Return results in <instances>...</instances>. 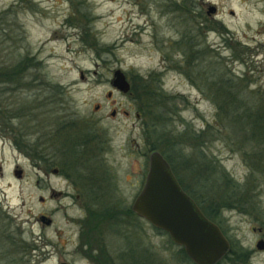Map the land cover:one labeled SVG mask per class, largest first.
<instances>
[{
	"label": "rangeland",
	"instance_id": "obj_1",
	"mask_svg": "<svg viewBox=\"0 0 264 264\" xmlns=\"http://www.w3.org/2000/svg\"><path fill=\"white\" fill-rule=\"evenodd\" d=\"M116 70L174 96V107L158 105L162 118L141 111L111 85ZM64 125L96 141L71 154L53 138ZM261 127L264 0H0V264H95L78 237L87 214L50 199L49 188L75 194L77 174L103 173L104 188L129 208L152 151L164 152L202 206L215 201L216 224L248 252L246 264H264ZM61 155L72 168L66 177L48 171ZM216 170L240 185L245 207L224 208ZM117 222L99 241L124 254L119 262L193 264L131 208ZM106 253L96 264H110Z\"/></svg>",
	"mask_w": 264,
	"mask_h": 264
},
{
	"label": "water",
	"instance_id": "obj_2",
	"mask_svg": "<svg viewBox=\"0 0 264 264\" xmlns=\"http://www.w3.org/2000/svg\"><path fill=\"white\" fill-rule=\"evenodd\" d=\"M111 85L122 93L130 90V83L120 70L113 72ZM16 174L19 177L21 172L16 171ZM131 210L154 228L165 232L193 264H217L230 249V242L219 226L208 219L181 188L169 163L158 151H152L148 156L145 180ZM40 220L50 223L45 216ZM256 248L264 251L263 239L256 243Z\"/></svg>",
	"mask_w": 264,
	"mask_h": 264
},
{
	"label": "flooded vegetation",
	"instance_id": "obj_3",
	"mask_svg": "<svg viewBox=\"0 0 264 264\" xmlns=\"http://www.w3.org/2000/svg\"><path fill=\"white\" fill-rule=\"evenodd\" d=\"M97 108L99 109L98 106ZM114 114L115 111H113L111 115ZM125 114L127 115L128 113L125 112ZM83 130L86 131L85 129ZM57 132H58V137H57ZM53 138H56V140L58 141V146L60 148L70 152L71 154H74V152L80 153L84 148H86L87 144L96 141V137L94 136L93 133H87V132L84 133L82 130L78 131L77 128L69 125H64L61 127L59 126L56 129V133H54ZM103 143L105 142L102 141V144L99 145L101 149L103 148V146L106 147L108 145V143L107 144H103ZM138 147L139 146L137 145V148ZM61 157L62 158H59L56 161V165H55L56 167L49 168L48 170L49 174L64 175L66 177L67 176L66 173H68V170L70 171L72 169L71 165L68 164V162L66 161V157L63 155H61ZM96 175L97 176H92L87 173L77 174L75 181L76 187L74 186L73 188L75 194H73V192L71 193V192L55 191L49 188L50 199L59 200L61 198L62 199L68 198L69 200H73L75 203L77 202L79 204L80 209L85 211V215L87 214L86 218L84 217L82 219H79L78 223L76 222L80 230L78 237H80L81 241H83L81 242L82 244H80L81 247L87 249L88 250L87 255L91 256V257L88 256L87 257L92 259L95 264L97 263L96 261H98L97 259L98 257L106 259L105 253L107 248L106 246H104L105 245L103 240L104 236L109 235L110 234L109 232L113 234L112 228L115 226V223L120 225V222L117 221L124 220V217L127 216L131 208V207L129 208L125 207L124 205L125 197H121L118 195L115 196L113 190H112L113 191V196H112L110 188H104L105 185L102 183V181H104L103 173L102 174L96 173ZM94 179H97L96 181L98 182H94L93 181ZM111 189L113 188L111 187ZM92 202H97L99 204L101 203L102 207L100 208V210L95 212V210L93 209L94 207L91 206ZM84 203H86L85 207L83 206ZM113 203L115 204L118 203L119 205L115 207L113 206L114 205ZM91 212L93 215H95L96 213L99 216L97 222L93 224H90ZM122 223L124 224V221H122ZM50 224L51 222L47 225ZM99 240L103 242L104 245L102 244L101 246ZM106 254H107V258L110 260V264H125V262H121V260L120 262L118 261V259H121V257L122 260H124V254H119L117 256H114L110 253L109 254L106 253ZM101 264H107V263L103 261V263Z\"/></svg>",
	"mask_w": 264,
	"mask_h": 264
},
{
	"label": "trees",
	"instance_id": "obj_4",
	"mask_svg": "<svg viewBox=\"0 0 264 264\" xmlns=\"http://www.w3.org/2000/svg\"><path fill=\"white\" fill-rule=\"evenodd\" d=\"M129 95L131 96L133 101L136 102V105L139 106V109L141 111H148V113L151 111L152 113L154 110L156 111L157 116L160 118L165 116V114L162 113L160 110H157L158 105L161 106L162 104H165V105L170 104L173 107L175 105L174 102L172 101L174 99V96H169L167 94H164L161 91V89L158 87L153 88L152 86L149 85L147 81L143 80V78L138 75H135L132 77ZM261 128L264 129V127H261ZM153 133L160 134V132H157L155 130L153 131ZM149 146H150L149 151L157 150V148L154 147L153 145H149ZM161 153L164 155L163 151H161ZM170 165L172 168L171 163ZM219 173L221 176H219ZM216 174L217 176H215L213 179H215V181L217 182L219 191H222L224 193V194L221 193V198L223 200L222 203L224 205V208H227V209L237 208L238 210H240L239 208L245 207L243 206L244 204L242 202V200L244 201V199L240 195V185L237 182H234L235 180L229 177V175L223 170L221 172L216 170ZM218 180H221V181H218ZM179 183L182 189L196 202V204L198 205L202 213L208 219L216 223L219 207L216 206L215 201L211 199L208 205L204 207L200 204V202H198V200L193 196V194L184 185H182L181 181H179ZM222 232L224 233L223 230ZM230 244L231 246H230L229 251L222 258V260L219 261L217 264H246V256L248 252L240 247L236 248L234 244H232V242H230ZM180 252L187 258L182 248L180 249Z\"/></svg>",
	"mask_w": 264,
	"mask_h": 264
}]
</instances>
